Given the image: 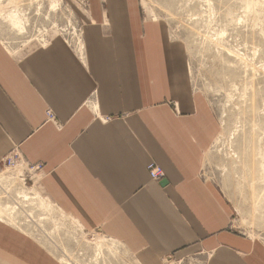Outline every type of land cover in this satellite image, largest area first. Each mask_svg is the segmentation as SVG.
<instances>
[{
    "label": "crops",
    "instance_id": "1",
    "mask_svg": "<svg viewBox=\"0 0 264 264\" xmlns=\"http://www.w3.org/2000/svg\"><path fill=\"white\" fill-rule=\"evenodd\" d=\"M100 1L91 0L83 59L61 37L22 58L0 46V163L14 150L41 163L55 208L144 264L186 251H204L206 264H264V247L229 231V202L201 178L215 126L192 97L181 48L143 25L134 0H103L105 12ZM151 162L164 171L159 182ZM0 264L52 262L0 223Z\"/></svg>",
    "mask_w": 264,
    "mask_h": 264
},
{
    "label": "rangeland",
    "instance_id": "2",
    "mask_svg": "<svg viewBox=\"0 0 264 264\" xmlns=\"http://www.w3.org/2000/svg\"><path fill=\"white\" fill-rule=\"evenodd\" d=\"M134 1L143 25L161 26L167 42L181 48L192 97L209 111L215 135L203 157L201 178L229 202V231L264 247V0ZM100 3L105 12V1ZM91 4L0 0V46L22 58L61 37L83 59V32L94 23ZM101 25L108 35L109 22ZM171 105L178 113L177 103ZM87 106L95 110L96 103L90 99ZM19 157L17 165L25 168L0 163L4 227L36 245L52 264H144L121 241L85 229L55 208L42 188L43 165L37 163L41 170L30 172L27 160ZM156 264H206V255L186 251Z\"/></svg>",
    "mask_w": 264,
    "mask_h": 264
},
{
    "label": "built area",
    "instance_id": "3",
    "mask_svg": "<svg viewBox=\"0 0 264 264\" xmlns=\"http://www.w3.org/2000/svg\"><path fill=\"white\" fill-rule=\"evenodd\" d=\"M47 119L54 123L57 121V118L51 111H47ZM19 158V154L15 150L11 151V153H9V155H7L4 159L5 167L7 169L14 168L17 163H19ZM27 168L30 172L37 173L41 170V165L27 163ZM147 171L152 181L159 182L165 177L163 169L155 162H151L148 164Z\"/></svg>",
    "mask_w": 264,
    "mask_h": 264
},
{
    "label": "bare ground",
    "instance_id": "4",
    "mask_svg": "<svg viewBox=\"0 0 264 264\" xmlns=\"http://www.w3.org/2000/svg\"><path fill=\"white\" fill-rule=\"evenodd\" d=\"M13 21H14V20H13ZM14 26H15V24H14ZM18 26H19V25H18ZM18 28H20V27H18ZM18 165H22V164H18ZM18 165H16L15 167H17ZM15 167H14V168H15ZM14 168H13V169H14ZM19 168H21V167H19Z\"/></svg>",
    "mask_w": 264,
    "mask_h": 264
},
{
    "label": "water",
    "instance_id": "5",
    "mask_svg": "<svg viewBox=\"0 0 264 264\" xmlns=\"http://www.w3.org/2000/svg\"><path fill=\"white\" fill-rule=\"evenodd\" d=\"M169 260L172 259L171 257L168 258Z\"/></svg>",
    "mask_w": 264,
    "mask_h": 264
}]
</instances>
